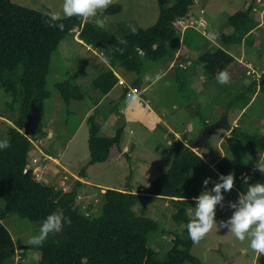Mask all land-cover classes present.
Listing matches in <instances>:
<instances>
[{"label":"rangeland","instance_id":"1","mask_svg":"<svg viewBox=\"0 0 264 264\" xmlns=\"http://www.w3.org/2000/svg\"><path fill=\"white\" fill-rule=\"evenodd\" d=\"M11 1L38 11L62 14L63 0ZM161 1L165 5L173 2V0ZM250 1L252 0H197L191 6L190 12L198 19L203 18L208 21L213 30L224 32L223 29L226 28L229 15ZM115 4L123 5L124 9L116 14H106L102 25L105 31L115 37L130 33L128 27L130 24L136 28H147L154 24L158 16L157 0H118ZM103 14L102 12L98 15L100 17ZM198 28L204 29L208 33L211 31L202 24H198ZM75 31L73 30V33L63 38L51 55L46 78V87L50 96L44 100L41 118L42 129L45 133L34 138L36 145L41 147L42 143L44 146L43 139H50L47 134L52 132L57 146L46 152L50 157H56L59 163H55L49 156L40 160L38 165L43 169L42 176L39 179L36 175L35 177L39 181L53 185L57 183L59 176L69 177L64 167L76 175H82L86 181L81 183L82 191L88 195H90L91 189H96L98 192L91 204L88 203V207L82 208V211L89 214L100 212L102 200L100 184L124 188L128 182V189L141 194L133 205V210L137 214H142L143 210L144 215L155 222V229L150 233L147 245L156 253L157 258L163 259L172 244L173 237L183 232V224L173 220L172 215L176 212L177 205L170 198L155 195L146 196L142 191L165 172L176 152L174 139L164 126V120L175 114L174 131L180 133L182 138L186 136L194 138L195 131L202 125L203 119H207L210 124L223 120V126L214 129L207 139L214 150H209L206 146L195 150L203 156V160L207 164L212 163V159L220 156V149L226 151L224 159L231 164L227 174L233 173L236 176L244 169L243 171H248L246 175L251 180L252 174L249 171L255 169V162L249 163V158H251L249 147L243 140L238 139L237 134L239 132L253 134L257 131L256 122L264 121V87L260 88L244 112L239 113L240 108L237 107L236 102L240 97L237 98V96L243 91L251 76L237 72L234 62L224 70L229 73L231 83L221 85L216 78L205 81L201 71L198 76L193 77V81L190 83L189 79L187 82L188 77L184 78L183 71L180 72V78L176 72L177 68L168 67L169 60L166 59L159 63L146 60L143 64L142 77V86L145 87L142 96L144 103L138 107L142 112L140 115L145 113L151 116L150 121L144 123L133 119L119 120L117 115H110L113 130L110 127L107 129V133H97L111 136L121 126L123 129L121 143L119 148L113 147L107 161L91 163L87 139L92 121L89 122L91 119H87V117L90 116L92 120L104 119V113L101 117L100 112H105L106 106L98 104L97 108H93L94 101H99L97 98L99 95L92 94L94 93L92 90L90 93L89 87L90 82L99 73L98 71H101L103 66L106 67V64L100 59L104 55L95 54L93 48H88L75 40ZM213 42L228 51L236 61L243 58L246 63L250 62L257 71L264 74V43L261 44L263 47L259 48L251 47L246 43L224 46L218 41L213 40ZM211 46L212 44L209 45V47ZM95 52L99 53L97 49ZM192 54L193 52H190L189 55L192 56ZM188 69L190 70V68ZM75 72H85L86 77H79L78 74L72 78ZM157 74L161 76V79L156 82L154 77ZM130 76L136 78L135 72H130ZM73 79L82 88L83 99L65 103L55 88V84L61 81H73ZM118 89L119 87L114 90V93ZM99 94L101 97L103 96V93L99 92ZM242 97L249 100L248 93ZM9 98V95L0 89V140L7 137V130L11 127L10 121H12L13 114L5 104ZM150 107L155 115L149 111ZM236 117L238 123H235V127L237 129L232 132L235 125L233 120ZM226 122L228 125L225 124ZM230 126V130H228ZM130 129L131 132H129ZM227 133L228 138L226 139L225 134ZM223 135L225 137L218 145ZM176 140L178 139L176 138ZM124 145H127L126 151L119 152L120 146ZM259 152L262 155L263 151ZM39 158L41 159V157ZM259 160V164H264V157L260 156ZM207 164L194 168L186 174L183 193L187 199H190L189 195L197 197L204 191H210L212 195H216L211 190L215 183L220 182V174H216ZM32 169L36 174L37 167ZM44 177L46 182L43 180ZM206 177L212 179L207 185H204L203 181ZM234 181L231 191L221 189V199L215 206L214 219L217 225L227 222L241 206L238 193L246 190V187L243 188L245 182L243 179L236 180V177ZM233 203L236 204L235 208L232 207ZM195 207L196 201L192 199L191 204L187 207V214L190 218H195ZM3 208L4 201L0 198V210ZM1 222L13 240L19 243L15 247L14 261L21 264H39V251L36 246L28 245L26 241L30 237L38 235L41 226L34 225L28 219L14 213L7 214L1 219ZM190 253L198 260V263L186 261L183 264H264V255L258 257L250 249L249 241H238L229 232V227L214 228L199 244H192Z\"/></svg>","mask_w":264,"mask_h":264},{"label":"trees","instance_id":"2","mask_svg":"<svg viewBox=\"0 0 264 264\" xmlns=\"http://www.w3.org/2000/svg\"><path fill=\"white\" fill-rule=\"evenodd\" d=\"M194 0H173L165 5L158 0V16L153 25L147 28H136L137 34L130 33L115 37L96 23L84 24L76 17L64 18L61 22L64 29H58L59 22H51L48 15L29 7L18 5L11 0H0V89L9 95L5 102L12 115L13 126L7 130L10 147L0 150V198L4 208L0 210V264H21L15 262V242L7 228L2 224L7 214H17L34 225L41 226L45 218L53 211H63L71 218V225L65 223L56 234H49L43 246H36L39 251V264H183L186 261L198 263L191 255V241L187 224L195 219L187 214V207L192 200L183 193L186 174L204 164L197 150L174 139L176 152L165 172L154 179L142 193L171 198L177 210L172 215L174 221L183 224V232L172 239L163 259L148 247L149 235L155 229V222L133 210V205L140 197L139 192L130 189L120 190L106 188L101 193V209L98 214L82 211L81 201L76 200L81 182L76 181L69 190L46 184L36 179L32 168L23 172L28 165V152L31 139L41 136V120L33 135L23 133V123L31 104L41 107L43 115L44 100L49 98L47 74L52 53L59 42L67 35L78 30V37L84 43L101 51L108 60L109 67L102 71L94 86L106 93L114 84V73L111 67H121L125 71L136 73L134 85L138 87L143 77L144 61L159 63L174 58L180 32L172 27L171 22L177 17L189 15ZM254 0L246 3L228 17L231 30L227 33L218 31V40L222 45L230 46L249 42V34L258 20L253 11ZM121 6L113 4L103 13L116 14ZM77 28V29H76ZM127 40V46L118 44V39ZM124 48L121 54L115 49ZM234 61V57L225 49L215 44L207 47L203 54L191 60L192 68H199L203 79L210 81L224 71ZM78 76V74H73ZM264 77L261 75L260 80ZM255 83L243 89L237 98L255 91ZM264 87V81L260 83ZM65 103L83 99L81 87L73 81H61L55 84ZM89 122L92 118L87 117ZM205 124V122L203 121ZM113 136L98 134L91 126L88 129L87 146L91 163L105 162L114 146L121 140V130ZM237 127L231 131L234 132ZM231 137V136H230ZM238 139L249 147V155L259 164L260 150H264V132L246 134L239 132ZM4 139V140H5ZM206 148L212 146L206 140ZM230 162L224 158L215 163V169L226 174ZM257 169V168H255ZM262 180L259 175L256 182ZM179 199V200H177ZM90 209V208H88ZM23 255V254H22Z\"/></svg>","mask_w":264,"mask_h":264},{"label":"crops","instance_id":"3","mask_svg":"<svg viewBox=\"0 0 264 264\" xmlns=\"http://www.w3.org/2000/svg\"><path fill=\"white\" fill-rule=\"evenodd\" d=\"M120 6H121V10H123L124 6L123 5H120ZM254 13H255V16L257 17L258 24H257V26L254 29L251 30V33L249 34V40H248L249 42H246V41L243 40L242 43H246L247 45H250L251 47H259V48H261V47H263L261 44L264 43V29H262V27H264V26L259 25V14H258V12L257 13L254 12ZM191 16H193V18L195 20L203 19V18L198 19L191 12H189V17L192 18ZM105 17H106V15L104 14V17L102 19V25H103V21H104ZM206 23H207V25L210 28L209 30L214 31L216 33L219 31V30H213V27L209 24L208 21H206ZM223 30H224L225 33L229 32L231 30V26H230L229 22L226 24V28H224ZM178 31L180 32V39H179V42H178V46H177L174 58L168 62V67L169 68H171V67L172 68L173 67L177 68L178 70H176V72H177V75L180 78H181L180 72L183 71L184 78L188 77L187 78V82H188V79H189V82L191 83L193 81V77L196 76V75L198 76L200 74L199 68H192L191 67V65H190L191 64V60L196 59L198 56H200L201 54L204 53L205 49L207 47H209L210 44H215V43L213 42V40L207 39L208 32L205 31L204 29L200 30L198 28V24L197 23L193 24L192 26L187 27L186 29L183 30V32H181L180 30H178ZM74 37H75V40L78 43L84 44L88 48H90V47L93 48L90 44L84 43L83 41H81L79 39L78 30L75 31V36ZM215 41L219 42L218 37H217V39ZM95 50L96 49L93 50L95 54L103 55V53L101 51H99V53H97V52H95ZM190 52H193L192 56L189 55ZM235 61L236 60H235V57H234V61L233 62L235 63V70L237 72L242 73V74L245 73L246 75L251 76V79L248 81V83L246 84L245 88L249 87L251 83H255V80L257 81L256 82L257 86H255L256 89H255L254 93L251 95V97H249V100L246 99L245 97H240L239 101L236 102L237 107L240 108L239 113H243L245 108L248 106L249 102H251V100L255 97V95L260 91V87H259L260 81H258V80H260V77L263 74V72L257 71L253 65H251V68H249L247 65L251 64V63L250 62L246 63V61L243 60V58H239L238 61H236V62ZM179 63H183L185 67L184 68L183 67H179V65H178ZM105 64H106V67L103 66L101 71H98L99 73L90 82V87H89L90 93H92L91 92V90H92V91H94V93H92V94H96L97 96L99 95L97 97L99 101H96V100L94 101V107L93 108H97L98 104H100V106H102V105L106 106L105 107L106 108L105 112L104 111L100 112V116L101 117L103 116V113H104V117H103L104 119L101 118V119L92 120V124H91L92 126L91 127L96 132H103V133H107V129L110 128V127H111V130H113L112 129L113 122H112L111 118L109 117L110 115L111 116L117 115V118L119 120L124 119V120L127 121V120H132L133 119L135 121H143L144 123L149 122L150 119H151L150 118L151 116L150 115H146L145 113L143 115H140V113H142V112L140 111V109L138 107L140 104L142 105V103H144V101H143L144 99L142 98V96L144 95L145 87L142 86L143 85L142 78H141V80L139 82L138 87L134 85V81H135L136 78L133 77V76H130V72H133V71H125L121 67H113V68L111 67V69H112V71L114 73V78H113L114 79V84H113V86L110 88V90L108 92L103 93L102 97L100 96V94H99L100 91L94 86V84H95L96 80L99 83H101L99 78H100V76L102 74V71H104L105 69H107L109 67L108 63H105ZM188 68H190V70ZM251 69H253V71H255L256 73L258 72V73L256 74V73L252 72ZM75 73L79 74L80 75L79 77H86V73L85 72H81V73L75 72ZM117 77L122 79V80H124L125 85L118 84L117 81H116ZM214 79H212V80H214ZM127 86H132V87L139 88L140 94H139L138 103H136L134 105H129V104L126 103V97L127 96H126L125 92H126V89H127L126 87ZM118 87H119L118 91L114 93V90L116 88H118ZM149 111L151 112L152 115H155L151 107H150ZM87 113H88V111H87ZM174 120H175V114H172L171 117H169L167 120H164V122H165L164 126L169 130L170 133H172L175 136V138H177L179 141L183 142L184 144H186V142L188 140H192V142H193L201 134L203 128L205 126H207L208 124H210L207 121V119H203L205 124L202 122V125H200V127L195 131L194 138H188L187 136L182 138L180 136V133L174 131V126H173ZM10 123H11V126H13L12 121H10ZM233 123L234 124L238 123L237 117L233 120ZM225 124L228 125L227 122ZM255 125L257 126L256 127L257 131L255 133H263L264 132V121H261V120L259 121L258 120ZM120 128H122V127L120 126L118 129H120ZM230 128H231V126L228 128V130H230ZM118 129H116V130H118ZM121 130H123V129H121ZM131 131L132 130L130 129L129 132H131ZM47 135L50 136V139H48V138L46 140L43 139L44 146H43V143H42L41 147H37V146L31 144L30 150L28 152V157H27L28 158V165H29V167L31 166V168L37 167L35 175H36V177L38 179H39L40 176H42L41 173H42V170H43L38 165L39 164L38 162L40 160L46 159V157L45 158L43 157L44 155H46L47 157L48 156L50 157V155L46 151H50L51 150L50 148L54 149V147L57 146L56 145L57 143H55L54 134L52 132H49V134H47ZM100 135H103V134H100ZM113 135H111V136H113ZM225 135H226V137H225ZM225 135H223L221 137L220 141L218 142V145L221 144V140H222L223 137H225L226 139L228 138V133L225 134ZM103 136H106V135H103ZM120 143H121V140H120ZM120 143H119V145H120ZM119 145L118 146H114V147H118L119 148ZM126 149H127V145H124L122 147L120 146L119 152H124V151H126ZM112 150H113V148L111 149L110 154H111ZM212 150H214V149H212ZM262 151L263 150H261V152ZM110 154H109V157H110ZM226 154H227L226 151L220 149V152H219L220 156L218 158L212 159V163H209V164H207V162L204 160L205 162H204V164L202 166H205L206 164L210 165L208 167L209 168L211 167V169H213L216 172V174H221L217 169H215L214 166H215V163L219 159L224 158L226 156ZM260 156L264 157L261 154H260ZM260 156H259V158H260ZM39 157H41V159ZM50 158L52 160H54L55 163H59V161H58V159L56 157L53 156V157H50ZM251 158H249V160H250L249 163L252 164V161H254V160L251 159ZM34 159H35V161H34ZM259 162H260V160H259ZM64 170L68 172L69 177L68 176L67 177L66 176H59L58 179H57V183L53 184V186L61 187V188H63V190H69V189H71V187L75 184V182L77 180L80 181L82 184L84 182H86L82 175H76V174H74L71 170H69L66 167H64ZM243 170L244 169H242L239 173L236 174V176H235L236 180H242L243 179L242 176L239 177L240 174H242L243 172H244V174H246L248 172V171H243ZM249 173H251L252 176H251V180L247 181V183H245L244 186H243V188L246 187L245 191H247L248 185L254 184V182H256V178H257L258 175L260 177H262V180L259 181V182H256V183H264V173L260 172L259 169H250ZM43 180L46 182L45 177L43 178ZM100 186H102V188L100 190L101 193L104 192V190L106 188H115V189H120V190L127 189V186H126V188H125V186H124V188H122V187H114V186L107 185V184H100ZM182 187H183V185H182ZM94 190L97 192L96 189H91L90 195H88V194H86L85 192L82 191V188L80 186L78 194L81 195V197H82V201H81L82 207H84V208L88 207V203L91 204V201L94 200L97 197V195L96 196L92 195V191H94ZM132 192H135V191H132ZM188 198H190V200H192V199L194 200V196L193 195H189Z\"/></svg>","mask_w":264,"mask_h":264},{"label":"clouds","instance_id":"4","mask_svg":"<svg viewBox=\"0 0 264 264\" xmlns=\"http://www.w3.org/2000/svg\"><path fill=\"white\" fill-rule=\"evenodd\" d=\"M118 0H63L62 14L59 12L45 13L49 16L51 22H59L58 29L63 30L64 24L61 22L64 18L76 17L82 23L89 22L100 23L99 13L105 11L109 6L117 3ZM102 26V25H101ZM131 34L136 35L137 29L134 25H129ZM218 33L210 31L207 39L216 40ZM118 44L127 46V40L118 39ZM115 51L121 54L124 48L117 47ZM104 63H108L106 57L100 58ZM155 81H159L161 76L157 74L154 77ZM217 82L221 85L231 83V77L227 71H221L217 74ZM139 101V96L136 93H130L126 97V103L134 105ZM10 142L0 140V150L9 148ZM203 157H201L202 159ZM255 168L264 173V164H256ZM243 181L247 183L249 176L242 175ZM211 177H206L203 181L207 185L211 181ZM220 182L215 183L214 191L216 195H212L210 191H204L199 196L194 197L196 201L195 219L187 224L188 235L193 244H199L214 228L229 227V232L240 241H249L250 249L257 256L264 255V183L250 184L247 191L238 193L240 207L232 214L227 222H221L217 225L215 217V206L221 199V189L231 191L234 187L235 176L233 173L227 175L220 174ZM235 208L236 204L233 203ZM71 218L66 216L63 211H53L43 221L39 234L30 237L26 243L31 246H43L49 234L60 232L65 223L71 225Z\"/></svg>","mask_w":264,"mask_h":264},{"label":"water","instance_id":"5","mask_svg":"<svg viewBox=\"0 0 264 264\" xmlns=\"http://www.w3.org/2000/svg\"><path fill=\"white\" fill-rule=\"evenodd\" d=\"M103 17H104V14L100 16V23H96V24L101 26ZM191 17L193 18V16ZM199 22L200 24L205 26V28H207L208 30L210 29L207 26V23L204 19H200ZM91 23H95V22H91ZM263 81H264V77L260 80V83H262ZM40 120H41V107L31 104L30 109L26 114L25 121L23 123V133L28 136L35 134ZM222 126H223V120H219L216 123H213V124H210L204 127L201 134L193 142L189 144V147L193 150L198 149L200 147H204L206 145V140L210 136L211 132L214 129L218 127H222ZM127 185H128V182L125 184V188Z\"/></svg>","mask_w":264,"mask_h":264},{"label":"built area","instance_id":"6","mask_svg":"<svg viewBox=\"0 0 264 264\" xmlns=\"http://www.w3.org/2000/svg\"><path fill=\"white\" fill-rule=\"evenodd\" d=\"M195 2H197V0H194V3ZM253 11L256 13L258 12V14H259V25L264 26V0H254ZM195 23L200 25L199 20H195L194 18H190L189 15H186V16H180V17L175 18L174 20H172L171 25H172V27L183 32L184 29H186L189 26H192ZM178 65L180 67H183V68L185 67L183 63H179ZM247 66L249 68H251V64H248ZM251 71L255 72V71H253V69H251ZM116 81L118 84L125 85L124 80H122L118 77H117ZM126 88H127L126 92H125L126 96H128L130 93H136L139 96V94H140L139 88L132 87V86H127ZM235 126H236V124L234 125V127ZM31 144L37 146L34 139H31ZM262 155L264 156V150L262 152ZM43 157L45 158L47 156L44 155ZM34 161H35V159H34ZM29 168L30 167L28 165H26V167L23 169V172H26L27 169H29ZM242 175H244V172L242 174H240L239 177H241ZM97 194H98V192H96L95 190L92 191L93 196H96ZM81 198H82L81 195L77 194L76 200L81 201Z\"/></svg>","mask_w":264,"mask_h":264}]
</instances>
